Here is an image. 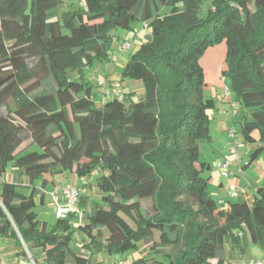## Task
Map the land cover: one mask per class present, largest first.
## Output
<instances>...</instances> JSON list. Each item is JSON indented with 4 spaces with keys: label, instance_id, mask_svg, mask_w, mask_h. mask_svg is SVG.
<instances>
[{
    "label": "trees",
    "instance_id": "trees-1",
    "mask_svg": "<svg viewBox=\"0 0 264 264\" xmlns=\"http://www.w3.org/2000/svg\"><path fill=\"white\" fill-rule=\"evenodd\" d=\"M61 4L0 0V105L11 104L0 113V239L27 248L33 264H103L94 252L123 254L139 244L143 258L132 264H229L250 245L264 250V187L218 203L199 149L211 141L207 111L215 107L203 96L199 60L225 42L221 74L238 103L230 128L246 142L259 131L248 165L264 153V0H86L85 11L59 19ZM136 21L150 33L121 80L140 82L143 95L116 82L119 95L97 103L100 86L83 73L116 61L117 32L133 31ZM8 168L11 180L3 179ZM71 171L96 175L101 204L84 212L83 192L79 214L56 218L49 230L35 197L43 202L48 174ZM75 231L83 235L76 251Z\"/></svg>",
    "mask_w": 264,
    "mask_h": 264
},
{
    "label": "rangeland",
    "instance_id": "rangeland-1",
    "mask_svg": "<svg viewBox=\"0 0 264 264\" xmlns=\"http://www.w3.org/2000/svg\"><path fill=\"white\" fill-rule=\"evenodd\" d=\"M62 4L57 8V16L60 19L63 13L68 11H85L86 10V0H61ZM143 24L136 21L133 24V31H123L119 30L117 32L118 38L113 41L111 52L115 55L116 61H109L102 64H96L93 69L85 70L83 75L85 78L91 79L94 77V85H99L100 87L94 89L95 101L98 103L102 99V93L105 88L109 89L110 85H115L116 82H120L122 90L124 91H134L136 94V99L143 95L142 85L140 82L133 80H121V70L123 66L130 57V55L138 50L142 43L148 40L150 30H143ZM123 42H128L130 44V49L123 51L121 49V44ZM226 56V45L225 42H220L209 46L204 52L203 56L200 58L199 63L203 68L204 72V90L203 96L205 99H213L215 107L207 111L210 119V142L200 143V160L209 165V170H205L201 175L203 178H210L208 184L209 195L216 200L218 203L228 200L229 189L231 187L236 188L238 193L240 188L238 184L240 181H245L243 173L253 181L258 182V188L264 187V153L261 154L255 161L250 165V155L259 147L261 143L259 142V131H252V137L254 142H246L245 139L237 133L236 142L238 146L236 148V155H231L229 150L234 146L233 141L227 136V130L229 127L235 126L237 117L232 114L231 105L235 103L238 107V103L235 99L234 93L231 88V83L228 78H225L221 74V70L224 69V60ZM225 87L228 88V95H225ZM135 99V100H136ZM11 109V104L0 105V113L6 112ZM227 123L226 133L221 132L220 129L225 127ZM26 145V144H25ZM225 162H230L231 165L228 166L224 171L218 170L217 166L219 164H224ZM248 165V166H247ZM245 167V168H244ZM244 168L242 173L241 169ZM223 172L228 173L225 177ZM12 179V169L8 168L3 179ZM60 175H49L48 177H59ZM68 178V172L65 178ZM75 179L79 178L75 176ZM96 178L88 175L86 177L79 179L80 185H85L87 191L86 201L89 199L91 206L95 203L101 204L102 193L99 191L96 185ZM222 184V185H220ZM42 182L36 181L35 186L41 188ZM257 189L251 191V196L255 195ZM48 192V191H47ZM46 192V194H47ZM48 194L46 195V199ZM249 196L248 198H251ZM247 199V198H246ZM239 201H242L241 198ZM36 207L34 209L41 223H46L47 228L50 230L52 226L56 223V217L49 208L48 204H42L40 202V197H35ZM87 208H83L84 212ZM73 227H76V223H72ZM237 231H232L227 238H225V249L229 250L230 243L228 242L232 234H236ZM82 237L83 235L78 231L72 235L71 248L76 251L82 248ZM7 241V242H6ZM142 245L139 244L137 249L127 250L123 254H113L110 255L104 252H94L92 255V261H101L103 264H117L119 260H126L129 264H132L133 260L142 257V251H140ZM0 250L3 255H0L3 264L10 261L16 264H33L26 256H28L27 248L23 246H16L15 241L4 238L0 239ZM172 252L171 247H165L162 249V253ZM238 252V251H237ZM2 256V257H1ZM146 255L145 258H148ZM245 259L246 261L261 260L264 263V250L257 245H250L245 252L242 251L230 259L229 264H238L239 260ZM214 264V262H211Z\"/></svg>",
    "mask_w": 264,
    "mask_h": 264
},
{
    "label": "built area",
    "instance_id": "built-area-1",
    "mask_svg": "<svg viewBox=\"0 0 264 264\" xmlns=\"http://www.w3.org/2000/svg\"><path fill=\"white\" fill-rule=\"evenodd\" d=\"M129 45L127 43H124L122 46L123 49H128ZM119 87L118 84L115 85V88H109L106 89L103 93L102 102L105 100V97H109L112 95H119V91L117 90ZM228 88L225 87V95H228ZM231 111L233 115H236L238 108L237 106L232 103L231 105ZM227 136L233 141L234 146L230 148L229 152L231 155H236V148L238 146V143L236 142V131L234 128H228L227 130ZM230 162H225L224 164H219L217 166L218 170H225L228 166H230ZM242 171V170H241ZM223 175L225 177L228 176V173L223 172ZM60 195L62 196V203L57 205L55 208V216L56 218H66L68 215H76L79 214L80 208H79V199L81 194L84 192L83 189L76 187V186H62L59 190ZM229 195L231 198L238 199L239 193L236 188L231 187L229 189ZM54 196V194H53ZM117 264H129L126 260H119ZM240 264H264L261 260H253L250 259L248 261H244Z\"/></svg>",
    "mask_w": 264,
    "mask_h": 264
},
{
    "label": "crops",
    "instance_id": "crops-1",
    "mask_svg": "<svg viewBox=\"0 0 264 264\" xmlns=\"http://www.w3.org/2000/svg\"><path fill=\"white\" fill-rule=\"evenodd\" d=\"M226 129H227V123L225 124V127L223 126L221 130V132H225L226 133ZM242 170V169H241ZM244 172V170H242V173ZM66 173L65 174H61L59 177H53L50 182H48L44 187H43V192H44V198H43V202L42 204H48L49 208L52 209V212L54 213L55 215V208L57 205L61 204L62 203V196L60 195V188L62 186H76V187H81L84 189V195L86 196L87 194V191L85 189V185H80L79 184V179L76 180L75 179V173L74 171H71V172H68V178L66 177ZM92 177H96L95 174H92L91 175ZM243 177H244V180L245 181H240L239 184H238V187L240 188V192H239V197L238 199L241 198V200H246V198L248 199L249 196H251V191L253 189H258V182L257 181H253L251 178H249V176L245 175L243 173ZM9 180V178H8ZM222 185V184H220ZM48 191V192H47ZM46 192L48 194V198L46 199ZM54 194V196H53ZM84 196V198H85ZM86 208L87 209H91L92 206H91V202L90 200L88 199V203L86 204ZM7 242V241H6ZM238 252L236 251L234 254L236 255ZM233 254V255H234ZM0 255H3L1 250H0ZM2 257V256H1ZM246 261L245 259L243 260H239L238 264L242 263ZM3 261H1V258H0V264H3L2 263ZM97 262H101V261H97ZM6 264H16V263H13L12 261L6 263Z\"/></svg>",
    "mask_w": 264,
    "mask_h": 264
}]
</instances>
